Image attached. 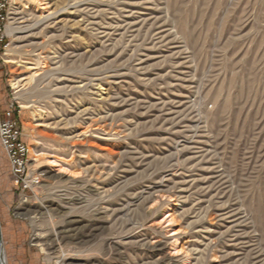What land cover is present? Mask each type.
I'll return each instance as SVG.
<instances>
[{"label": "rangeland", "instance_id": "rangeland-1", "mask_svg": "<svg viewBox=\"0 0 264 264\" xmlns=\"http://www.w3.org/2000/svg\"><path fill=\"white\" fill-rule=\"evenodd\" d=\"M6 36V264H264V0H10Z\"/></svg>", "mask_w": 264, "mask_h": 264}, {"label": "built area", "instance_id": "built-area-1", "mask_svg": "<svg viewBox=\"0 0 264 264\" xmlns=\"http://www.w3.org/2000/svg\"><path fill=\"white\" fill-rule=\"evenodd\" d=\"M10 0H0V51L8 48L6 28L9 22ZM14 110L10 108L5 112V119H0V144L9 164L11 175L16 185L24 184L25 187L37 185L40 180H32L26 186L30 148L23 140L22 128L14 119Z\"/></svg>", "mask_w": 264, "mask_h": 264}, {"label": "bare ground", "instance_id": "bare-ground-1", "mask_svg": "<svg viewBox=\"0 0 264 264\" xmlns=\"http://www.w3.org/2000/svg\"><path fill=\"white\" fill-rule=\"evenodd\" d=\"M10 30H11V32H12V28L10 27ZM10 34H12V33H10ZM6 57V61L8 62V63H13L14 61L12 60V58L11 57H9L7 54L5 55ZM24 109V108H23ZM27 110V109H26ZM0 261H1V263L2 264H6V258H5V256H4V249H3V247L1 246L0 247Z\"/></svg>", "mask_w": 264, "mask_h": 264}, {"label": "water", "instance_id": "water-1", "mask_svg": "<svg viewBox=\"0 0 264 264\" xmlns=\"http://www.w3.org/2000/svg\"><path fill=\"white\" fill-rule=\"evenodd\" d=\"M3 247V237H2V227H1V222H0V247ZM0 264H2L1 263V261H0Z\"/></svg>", "mask_w": 264, "mask_h": 264}, {"label": "trees", "instance_id": "trees-1", "mask_svg": "<svg viewBox=\"0 0 264 264\" xmlns=\"http://www.w3.org/2000/svg\"><path fill=\"white\" fill-rule=\"evenodd\" d=\"M16 119V118H15Z\"/></svg>", "mask_w": 264, "mask_h": 264}]
</instances>
